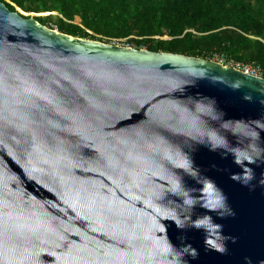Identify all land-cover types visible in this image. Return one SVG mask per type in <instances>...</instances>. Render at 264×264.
I'll return each instance as SVG.
<instances>
[{
    "label": "water",
    "instance_id": "obj_1",
    "mask_svg": "<svg viewBox=\"0 0 264 264\" xmlns=\"http://www.w3.org/2000/svg\"><path fill=\"white\" fill-rule=\"evenodd\" d=\"M226 149L258 157L252 186ZM261 176L264 77L61 33L0 0V264H174L169 240L198 249L182 264H264ZM177 180L225 192L235 216L209 214L227 252L166 219L208 212Z\"/></svg>",
    "mask_w": 264,
    "mask_h": 264
},
{
    "label": "trees",
    "instance_id": "obj_2",
    "mask_svg": "<svg viewBox=\"0 0 264 264\" xmlns=\"http://www.w3.org/2000/svg\"><path fill=\"white\" fill-rule=\"evenodd\" d=\"M61 33L264 69V0H1ZM168 37V38H165Z\"/></svg>",
    "mask_w": 264,
    "mask_h": 264
},
{
    "label": "clouds",
    "instance_id": "obj_3",
    "mask_svg": "<svg viewBox=\"0 0 264 264\" xmlns=\"http://www.w3.org/2000/svg\"><path fill=\"white\" fill-rule=\"evenodd\" d=\"M53 29V28H52ZM208 99H213V97H208ZM209 149L215 151L217 148H224L223 144L213 143L208 145ZM226 152H231L235 157L234 163L241 166L243 169L240 173H233L231 179L242 183L245 186H252V181L256 179L255 170L250 165L257 164L258 157L254 158L250 155L242 156L238 152H234L230 149H226ZM247 161V163H245ZM191 166V162L188 165ZM195 178V173H190ZM260 185H264V176H261L259 180ZM182 185L179 180L176 181V186L171 190L177 196H180L183 199V202L188 207L195 209L197 205L208 210L203 216H198L196 219H192L191 215L185 220H181L178 216L166 217V219H171L175 222L177 228L185 229L188 227H194L196 229H203L205 233V246L211 250L219 251L220 253L227 252L226 241L232 240L235 242V237L230 235H225L223 233L224 225L214 221V218L211 212H215L217 216L224 218L228 216H235V210L228 203V197L225 192L219 188L214 181L209 180L206 184L203 185L201 189V196L205 197L204 199H197L190 194L188 190L181 191ZM213 190V195L211 199L207 198L208 190ZM191 220L189 224L187 221ZM165 233L166 227L163 229ZM182 240L186 237H181ZM168 251L169 254H174V264H182V257L185 254H188L192 259H196L199 256V251L197 248L193 247L191 243L182 244L180 248L175 247L169 240L168 242Z\"/></svg>",
    "mask_w": 264,
    "mask_h": 264
},
{
    "label": "built area",
    "instance_id": "obj_4",
    "mask_svg": "<svg viewBox=\"0 0 264 264\" xmlns=\"http://www.w3.org/2000/svg\"><path fill=\"white\" fill-rule=\"evenodd\" d=\"M123 40H125V39H112L110 41H111V43H114V44L132 46L128 43H125V41L122 42ZM132 47H135V46H132ZM220 57H222V58H220ZM220 57H215L212 60L219 62L221 64H224V65H227V66H232V67L238 68L244 72L251 73V74L256 75V76L264 77V69L258 63L252 62V63L243 64V63H235L233 61L227 62L223 56H220Z\"/></svg>",
    "mask_w": 264,
    "mask_h": 264
},
{
    "label": "rangeland",
    "instance_id": "obj_5",
    "mask_svg": "<svg viewBox=\"0 0 264 264\" xmlns=\"http://www.w3.org/2000/svg\"><path fill=\"white\" fill-rule=\"evenodd\" d=\"M17 9V11H20V12H22V13H24L28 18H31V19H36V17L37 16H49L50 14L51 15H53V16H58V13L57 12H52V13H50V12H43V13H35V12H25L24 10H22L21 8H19V7H17L16 8ZM49 28L51 27L50 25H47ZM50 29H52V28H50ZM55 30H58V29H56V28H54ZM165 38H167V37H165ZM91 40V39H90ZM99 41V40H98ZM125 40H123L122 42H124ZM102 42V41H101ZM104 42V41H103ZM108 43H111V42H108ZM130 45H132V46H134V44H130ZM143 49H147L146 47H142ZM217 57H220V56H217ZM220 58H222V57H220Z\"/></svg>",
    "mask_w": 264,
    "mask_h": 264
}]
</instances>
